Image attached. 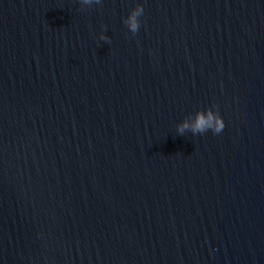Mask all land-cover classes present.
Listing matches in <instances>:
<instances>
[{
	"label": "water",
	"instance_id": "1",
	"mask_svg": "<svg viewBox=\"0 0 264 264\" xmlns=\"http://www.w3.org/2000/svg\"><path fill=\"white\" fill-rule=\"evenodd\" d=\"M0 264H264V0H0Z\"/></svg>",
	"mask_w": 264,
	"mask_h": 264
},
{
	"label": "clouds",
	"instance_id": "2",
	"mask_svg": "<svg viewBox=\"0 0 264 264\" xmlns=\"http://www.w3.org/2000/svg\"><path fill=\"white\" fill-rule=\"evenodd\" d=\"M81 3L86 6L101 3V0H81ZM143 5L137 4L126 18L123 23L127 26L132 34H136L140 27L139 17L143 15ZM101 39H106L101 36ZM225 128L222 117L218 111L215 110V105L204 110H198L192 117L182 121L177 125V132L183 134L186 130L191 131L193 134H204L211 132L214 135H222Z\"/></svg>",
	"mask_w": 264,
	"mask_h": 264
}]
</instances>
